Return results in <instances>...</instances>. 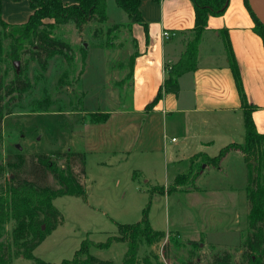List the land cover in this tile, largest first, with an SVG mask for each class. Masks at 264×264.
Masks as SVG:
<instances>
[{
	"label": "rangeland",
	"instance_id": "1",
	"mask_svg": "<svg viewBox=\"0 0 264 264\" xmlns=\"http://www.w3.org/2000/svg\"><path fill=\"white\" fill-rule=\"evenodd\" d=\"M24 1L2 0V18L11 25L26 22L31 8L29 1ZM107 1L106 23L92 22L82 34L74 24L55 29L57 37L74 48L71 66L60 55L49 61L45 71L28 60V55L16 59L19 69L27 64L24 76L31 86L11 100V112L4 116L0 166L18 154L53 155L59 168L66 167V159L57 154L73 151L85 157V179L79 161L73 169L86 188V198L61 196L54 200L62 213L61 222L34 256L60 263L73 259L84 243L91 254L114 264H182L191 255L206 264L223 251H230L239 262L249 233L244 160L234 154L222 170L206 168L195 185L201 191L186 188L168 193L175 176L189 169L190 151L175 146L179 137L172 118L160 113L149 121L147 116L129 111L132 84L128 59L136 50L133 25L113 30L110 39L121 47L100 48L99 44L106 43L107 27L130 22L115 0ZM96 28L103 34L94 38ZM83 43L90 50L87 65L79 52ZM121 63L126 74L123 82L117 77ZM14 68L13 63L11 68L3 66L9 78ZM67 72L66 84L61 86L60 78ZM45 97L52 105L48 110L39 109L36 102ZM95 112L110 113L114 118L93 123L90 114ZM217 154V150L209 151L211 157ZM192 163L197 167L202 159ZM10 174L8 170L0 174V185ZM49 179L59 187L52 176ZM145 216L153 228L165 231L166 237L159 242L142 240L137 249L129 248L119 226L136 224ZM13 227L10 222L0 228V243L11 235ZM13 264H33V260L20 256Z\"/></svg>",
	"mask_w": 264,
	"mask_h": 264
},
{
	"label": "trees",
	"instance_id": "2",
	"mask_svg": "<svg viewBox=\"0 0 264 264\" xmlns=\"http://www.w3.org/2000/svg\"><path fill=\"white\" fill-rule=\"evenodd\" d=\"M28 1L32 10L28 20L22 24L11 25L2 18V0H0V132L4 116L11 112L9 109L11 100L21 97L31 86L24 76L27 64L17 69L16 59L28 55V60L37 62L39 67L45 71L49 61L60 55L66 58L71 66L74 63V48L58 38L55 29L61 25L74 24L79 34H82L86 25L92 22L104 24L108 20L107 0H74L71 4L63 0ZM115 1L127 14L130 22L113 24L105 29L106 43L99 44V47L107 50L121 47L114 45L110 39L113 30L131 27L133 23H137L143 26L148 34V23L140 11L141 0ZM227 1L194 0L195 25L193 29L184 33L186 35L185 49L178 62L165 66L164 82L153 101L147 105V112L153 110L166 94H177L179 77L197 69L199 46L203 41L209 17L222 14L227 8ZM244 1L255 21L254 32L261 37L264 45V25L255 17L248 1ZM132 20L134 22H131ZM101 34L103 31L98 28L94 29V38ZM190 35L193 37L189 38ZM225 42L229 63L241 97L245 128L244 143H230L214 157L205 153L195 154L190 160L187 172L175 177L173 184L168 188V193L177 190L187 191L186 188L199 190L195 185L205 173L206 168L219 170L230 152H241L247 170L246 196L249 203V233L243 243L239 262L234 260L230 251H223L212 256V260L206 264H264V133H260L257 129L253 117L256 107L246 99L229 40L225 39ZM79 52L85 64L89 52L85 43L79 47ZM135 58L136 52L128 59L129 78L133 77ZM12 63L15 68L13 76L9 78V72L3 69V66L11 68ZM68 75L67 72L60 78L61 86L66 84L65 79ZM36 104L39 109L48 110L52 102L49 97H45V100H38ZM90 117L93 123H103L108 121L110 113L96 112L91 113ZM56 156L66 159L65 168H59L53 155L47 154H34L31 157L18 154L8 159L5 164H1L0 174H5L7 170L12 174L5 180V183L0 185V228L10 222L14 223V227L6 241L0 243V264H13V260L20 256L33 260V264H114L91 254L84 243L73 259H65L60 263L47 262L34 256L36 248L48 234L57 229L61 222L62 213L55 206L54 200L61 196L82 198L87 196L84 184L81 183L78 174L76 175L73 169L79 161L80 173L85 179L84 155L69 151ZM196 158L202 159V164L200 163L197 167L192 163ZM50 176L54 178L59 187L51 185ZM161 191L165 192L163 188ZM119 231L123 237L128 238V247L132 249H137L142 240L159 242L166 237L165 231L156 230L151 226L147 216L136 224L120 225ZM182 264L202 263L191 255Z\"/></svg>",
	"mask_w": 264,
	"mask_h": 264
},
{
	"label": "crops",
	"instance_id": "3",
	"mask_svg": "<svg viewBox=\"0 0 264 264\" xmlns=\"http://www.w3.org/2000/svg\"><path fill=\"white\" fill-rule=\"evenodd\" d=\"M63 1L74 3V0ZM140 11L148 23V34L143 26L133 23L136 58L133 77L130 78V112L145 115L149 121L160 113L164 117L172 118L174 127L178 128L179 137L175 146L190 151L187 154L190 160L198 153L208 156L209 151L217 150L219 153L230 143L242 144L245 136L244 114L229 63L225 42L227 39L240 73L246 99L256 107L253 117L257 129L264 133V45L261 37L254 32L255 21L244 0H229L222 14L209 17L203 41L199 46L197 69L181 75L178 80V93L166 94L149 112L146 107L153 101L164 82L165 66L178 62L185 49L184 33L195 25V4L194 0H141ZM164 31L174 33V37L164 40ZM89 53L90 50L86 65ZM119 67L121 69L117 77H121L120 82H123L125 66L121 63ZM112 117L111 114L106 122L112 120ZM234 154L244 160L241 152L232 151L224 159L222 166Z\"/></svg>",
	"mask_w": 264,
	"mask_h": 264
},
{
	"label": "water",
	"instance_id": "4",
	"mask_svg": "<svg viewBox=\"0 0 264 264\" xmlns=\"http://www.w3.org/2000/svg\"><path fill=\"white\" fill-rule=\"evenodd\" d=\"M249 7L259 22L264 25V0H247ZM229 0L226 3L228 5ZM87 46V45H86ZM17 69H19V61L15 62ZM17 148L21 150V146L17 145ZM44 228V227H43Z\"/></svg>",
	"mask_w": 264,
	"mask_h": 264
},
{
	"label": "built area",
	"instance_id": "5",
	"mask_svg": "<svg viewBox=\"0 0 264 264\" xmlns=\"http://www.w3.org/2000/svg\"><path fill=\"white\" fill-rule=\"evenodd\" d=\"M162 37H163L164 40H170V39H172L174 37V33H171L169 31H164L162 33Z\"/></svg>",
	"mask_w": 264,
	"mask_h": 264
}]
</instances>
